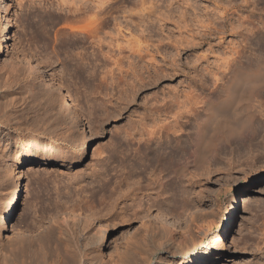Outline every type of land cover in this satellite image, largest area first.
<instances>
[{
	"label": "rangeland",
	"instance_id": "obj_1",
	"mask_svg": "<svg viewBox=\"0 0 264 264\" xmlns=\"http://www.w3.org/2000/svg\"><path fill=\"white\" fill-rule=\"evenodd\" d=\"M97 1L0 0L9 34L0 62V210L15 184L20 189L11 222L0 228V250L12 254L13 247L29 251L46 242L49 264L60 263L58 247L69 256L80 251L68 256L71 264H178L187 245L216 228L238 189L242 198L226 238L202 264H264V75L250 95L260 101L259 112L236 128L231 118L237 132L228 137L214 140L209 131L205 138L211 135L218 148L248 134L246 150L212 159L206 152L197 166L185 160L181 194L193 207L173 211L174 176L163 166L187 127L149 133L173 119L177 99L207 95L234 64L264 58V0H100L93 38L82 27ZM11 47L38 61L79 108L82 124ZM83 140L86 158L70 165ZM34 153L65 164L21 161ZM160 182L167 189L161 196ZM158 206L168 213L164 222L154 217ZM72 210L79 217L67 216ZM101 227L97 248L92 241ZM66 234L78 238L75 248L86 242V251L67 249ZM15 255L18 264L29 261Z\"/></svg>",
	"mask_w": 264,
	"mask_h": 264
},
{
	"label": "bare ground",
	"instance_id": "obj_2",
	"mask_svg": "<svg viewBox=\"0 0 264 264\" xmlns=\"http://www.w3.org/2000/svg\"><path fill=\"white\" fill-rule=\"evenodd\" d=\"M95 3H96L95 4L96 9L93 10L92 14H90L92 16L91 18L89 17L90 19L87 22V24L82 27L83 29H86L87 32L93 33L91 34L93 38L97 35V30L99 29V26H100V19H101L100 14L102 13L101 11L102 1L98 0ZM2 14H4V7L0 6V33H1L0 34L1 35L0 62L4 54L5 47L7 46V43H8L7 40L9 38V34L7 32V26L1 21ZM10 51L12 55L18 59L19 62H21L24 66H27L30 69L33 76L41 78L43 82L48 83L51 86V88L55 90L57 95L60 97V101L62 102L63 106L66 107L72 113V120L74 121V123L82 124L83 120H82V115L78 110L79 108H77L75 104L73 103V101L71 100V98H69L68 95H66L61 90L60 85L57 84V82L54 81L53 79H50L49 76L39 67L38 61L36 62L32 61L31 59H29V57H27V55L25 56L23 55V53L21 54V52H19L14 47H11ZM250 60L251 61L248 60V63H246L245 66H243L244 65L243 63L242 65H239L238 63L237 65L236 64H234V66L232 65L233 67L230 68L229 75L222 77L221 83L219 85H216L213 88V90L209 92V94L203 95V96L196 94L197 96L196 95L190 96L189 98H186L184 102L178 101L177 99V102H175V104L177 105L178 111L174 113L173 119L164 124L162 123L161 125H159V127L156 130L149 131L150 134H154L155 132H163L165 133L166 136H168V133L170 131L174 133L176 129L179 130L180 126L187 127V131L185 130V133H183L184 138L182 135L181 139L179 138H177V140L175 139L176 141L174 140L175 141L174 145H172V148L163 157L164 163L161 160L163 163L164 169L168 170L169 172H172L174 176V180L171 182V185H170L173 191L172 193L173 197H175L174 203H172L174 210L171 208L168 209L170 210V213H171V210L176 211L178 208L181 209L182 206L184 208L188 204L191 205L190 201L188 202L186 197L184 198V196L181 194V182H182L181 178L183 177V176L181 177V174H183L181 172L186 170V165L188 164L187 162H189L188 160L185 161L186 159L191 158V163L197 166V164L202 159L203 153H206V152L209 153L212 159L215 156L227 155V154H232V153H242L246 150L245 144L250 139L248 137V134L241 135L240 137L234 139L232 142L229 140H226L218 148H214L213 144H214V140L222 139V137H228L229 135H231V133L234 134V131L237 132L235 128L237 127L238 122H241L238 125L240 126V124H243L242 122L243 120L244 121H246L245 119L248 120L249 118L255 115V112H259L258 110H260L259 108L260 101L253 99V98L251 99L250 95L251 94L253 95V93L251 92L254 90L253 88H255L254 87L255 80H257L262 74L264 75V58L262 59V57L261 58L257 57V59L255 58V60L254 59H250ZM5 61L6 59L4 58L2 62L4 63ZM141 79L143 81V78ZM28 95H30V93ZM262 96L264 97V94ZM181 107H183L182 110L181 109L179 110V108ZM239 114L243 115L244 117L243 116L240 117ZM234 117H236L235 119L237 122L235 121V124L236 123L237 124L236 126L235 124H233V126L235 127L233 131V128H232L233 121L230 119L231 118L234 119ZM237 117L240 118V120H238ZM182 118H184L183 121H181ZM209 122L210 123L212 122L213 126H211L212 123L210 124ZM260 123H261V120L258 118V120L255 121V123L253 124V132H255L257 136L260 133V128H261ZM208 124H210L209 126L211 130L210 129L208 130ZM209 131L210 132L212 131L211 133L212 136L215 135L214 140H213V137L209 135L208 140L205 141V138L208 135ZM88 132L90 134L92 133V130L90 127L88 129ZM86 156H87V153L85 151V144L83 140L78 145L76 155L74 159H72L70 165H76V164L81 163L86 158ZM21 161L27 162L29 164H37L39 162H42L43 164L55 163L56 165H59V166H63L65 164V161H63L62 159H54L51 156L40 154V153H34L29 156H24L21 158ZM157 186L161 188L158 192L159 196H161L164 192L167 191V189L161 182L157 184ZM19 196H20V189L18 185L15 184V186L8 193L4 201V204H3V208L0 210V228L4 229L5 225L11 222L12 216H13V210L19 201ZM240 198H242V196H241L240 190L237 189L228 198V204L224 207L222 216H220V218L217 219V222L215 225L216 228L210 232V234L207 236L206 239L200 240L196 245H192V248H191V244L187 245L185 247V250L183 251L184 254L180 255L178 264H202L204 261V258L208 254H210L211 251H214L217 247L221 246L233 222L234 214L237 211V208L240 204L239 202L241 200ZM163 199H167V197L163 196ZM191 206L193 207L194 205H191ZM186 211H188V209ZM66 213L67 212H65V214ZM166 213L167 212L165 211V209L162 208V206H158L157 211L154 214V217L160 220L161 222H164L168 214ZM67 216L69 217L78 216L79 217V214L73 212L72 210L70 214L68 212ZM176 217L178 216L176 215ZM78 231L76 229L75 233L77 234ZM104 233H105V229L103 228L102 230H100V234H98L99 236L96 239H94V241H92V243L96 244L97 248H100L102 246V239L104 237ZM43 238H45V236ZM65 238H66L65 246H67L66 247L67 249L72 248L73 250L76 251V248L79 246L83 248L82 250L84 252L86 251L85 249L86 242H84L82 246H80L81 245L80 244L75 248L72 242L75 239L73 238L74 240H71V238L67 237V234ZM83 238H85V236ZM48 239H47V243H49ZM80 239L81 238H79V240ZM77 240H75L76 243H77ZM90 241H91V238H90ZM44 243L46 242L39 243L38 247H34V248H31L29 246L30 248L29 251L27 250L28 246L26 247V245L25 246L19 245V246H16L15 248L10 247L11 248L10 253L14 255L6 254V252H3L2 250H0V252L3 254V256L1 257L3 261H5V263L7 262V264H18L20 260L18 263L15 262L16 261L15 253L20 254V256H24V254H27L29 261H27L26 264H29V263L30 264H49L48 263L49 261L48 253L49 251L50 252L53 251V249L51 248V243L50 245H47ZM76 243H75V246H76ZM58 248H57L58 252L55 251L56 254H58L57 256L55 254V257L56 258L58 257V261L61 260L60 263L62 264L73 263L72 260H70L71 263L69 262V257H72V255L75 254L73 253L74 251L72 252L73 254L69 256V254L68 255H64L65 253L61 254L63 252L59 251ZM79 252L80 251H77L76 254H80ZM84 252L81 251L82 254ZM68 253H71V252H68ZM85 254H83L82 256H84ZM73 258H74L73 260H76V259L79 260V258H76V259L75 257ZM56 260L57 259H55V261ZM23 262L21 264H23Z\"/></svg>",
	"mask_w": 264,
	"mask_h": 264
}]
</instances>
